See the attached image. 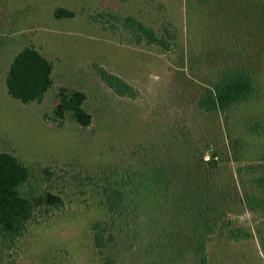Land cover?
Returning a JSON list of instances; mask_svg holds the SVG:
<instances>
[{
  "label": "rangeland",
  "instance_id": "1",
  "mask_svg": "<svg viewBox=\"0 0 264 264\" xmlns=\"http://www.w3.org/2000/svg\"><path fill=\"white\" fill-rule=\"evenodd\" d=\"M58 6L73 16L56 17ZM260 6L259 0H0V151L32 166L31 186L63 202L39 216L13 245L0 246V264H102L92 232L93 222L106 215L99 177L144 162L155 140L166 158L188 156L194 162L206 140L222 157L218 176L228 191L222 220L249 235H213L206 264H264V203L246 201L238 176L243 166L232 160L227 145L228 130L242 135L243 115H264V88L257 99L224 113H203L195 105L223 62L260 60L264 71ZM126 15L167 38L169 48L135 42L117 21ZM27 44L53 62V85L40 101L24 103L7 92L4 75L13 54ZM96 65L126 79L137 96L115 94ZM59 86L86 92L88 126L53 119ZM244 138L245 163L259 154L264 137ZM241 178L248 180L250 173ZM117 257L122 264H149L127 244Z\"/></svg>",
  "mask_w": 264,
  "mask_h": 264
},
{
  "label": "trees",
  "instance_id": "2",
  "mask_svg": "<svg viewBox=\"0 0 264 264\" xmlns=\"http://www.w3.org/2000/svg\"><path fill=\"white\" fill-rule=\"evenodd\" d=\"M259 2L262 3L260 16L264 18V1ZM54 15L71 17L73 12L58 6ZM117 21L130 31L137 43L143 41L163 49L170 46L167 38L132 15L117 17ZM259 64L260 60L220 64L216 78L208 81L197 96V109L214 115L257 99L264 88V71ZM52 69L53 62L33 44L24 45L8 64L4 75L6 90L24 103L40 101L53 85ZM96 71L115 94L137 96L135 87L117 73L101 65H96ZM57 97L52 117L59 125L65 119L83 127L91 123L84 90L59 86ZM241 126V136L232 135L228 130L227 145L231 148L232 160L243 166V169L238 168V176L246 201L262 204L263 140L254 159L244 163L242 157L247 143L245 135L264 137V115L255 112L243 115ZM155 143L153 149L147 147L144 162L130 170L103 171L99 177V203L106 215L93 222L92 232L102 264H122L117 252L125 244L138 248L149 264H206V245L213 235L226 231L233 238L249 235L247 231V234L236 231L239 227L229 226V220H222L226 214L220 206L228 191L218 176L222 157L210 140H206L208 146L194 162L188 156L180 160L166 158L159 151L161 142L155 140ZM246 172L250 173V178L243 180L241 175ZM34 175L33 167L15 154L0 151V246L3 248L19 240L39 216L63 203L60 195L33 188ZM251 186L252 191L248 190ZM112 250L116 253H111Z\"/></svg>",
  "mask_w": 264,
  "mask_h": 264
}]
</instances>
